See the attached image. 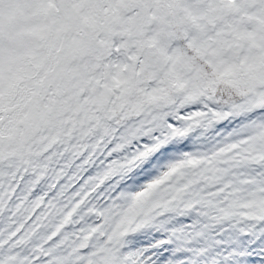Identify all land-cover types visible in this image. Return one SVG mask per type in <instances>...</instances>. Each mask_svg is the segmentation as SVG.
<instances>
[{
    "label": "snow or ice",
    "instance_id": "6c2138e0",
    "mask_svg": "<svg viewBox=\"0 0 264 264\" xmlns=\"http://www.w3.org/2000/svg\"><path fill=\"white\" fill-rule=\"evenodd\" d=\"M0 264H264V0H0Z\"/></svg>",
    "mask_w": 264,
    "mask_h": 264
}]
</instances>
